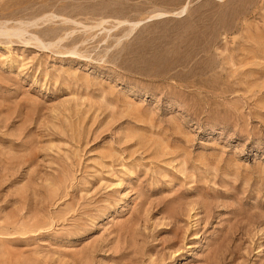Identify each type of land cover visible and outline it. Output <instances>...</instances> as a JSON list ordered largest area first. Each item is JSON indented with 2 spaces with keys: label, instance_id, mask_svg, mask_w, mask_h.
Wrapping results in <instances>:
<instances>
[{
  "label": "rangeland",
  "instance_id": "rangeland-1",
  "mask_svg": "<svg viewBox=\"0 0 264 264\" xmlns=\"http://www.w3.org/2000/svg\"><path fill=\"white\" fill-rule=\"evenodd\" d=\"M0 264H264V0H0Z\"/></svg>",
  "mask_w": 264,
  "mask_h": 264
},
{
  "label": "bare ground",
  "instance_id": "bare-ground-1",
  "mask_svg": "<svg viewBox=\"0 0 264 264\" xmlns=\"http://www.w3.org/2000/svg\"><path fill=\"white\" fill-rule=\"evenodd\" d=\"M187 7H188V5H186V6L181 10L180 14L184 15V14L186 13ZM167 15H170V14L159 13V14L154 15V16H156L157 18H159V17H164V16H167ZM149 19H153V17H151V18H149ZM149 19H148V20H149ZM139 23H142V22H137V23H135L136 26H137Z\"/></svg>",
  "mask_w": 264,
  "mask_h": 264
}]
</instances>
